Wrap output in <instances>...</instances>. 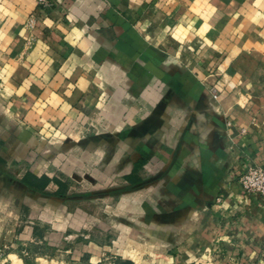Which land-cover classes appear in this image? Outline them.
Returning <instances> with one entry per match:
<instances>
[{"label": "crops", "instance_id": "0c3cea01", "mask_svg": "<svg viewBox=\"0 0 264 264\" xmlns=\"http://www.w3.org/2000/svg\"><path fill=\"white\" fill-rule=\"evenodd\" d=\"M37 1L0 0V264H264V0Z\"/></svg>", "mask_w": 264, "mask_h": 264}, {"label": "built area", "instance_id": "2783aa9c", "mask_svg": "<svg viewBox=\"0 0 264 264\" xmlns=\"http://www.w3.org/2000/svg\"><path fill=\"white\" fill-rule=\"evenodd\" d=\"M38 7L46 12L53 11L55 9L54 0H38ZM36 19L31 17L29 25L33 26ZM213 99H219V92L216 87H211L210 89ZM242 189L247 193H256L261 197H264V166L261 165H251L248 170L239 177L238 180Z\"/></svg>", "mask_w": 264, "mask_h": 264}, {"label": "rangeland", "instance_id": "374dc122", "mask_svg": "<svg viewBox=\"0 0 264 264\" xmlns=\"http://www.w3.org/2000/svg\"><path fill=\"white\" fill-rule=\"evenodd\" d=\"M20 169H22V168H20ZM21 173H22V171H21ZM21 173L19 174V176H21ZM17 176H18V174H17ZM30 247L32 249L31 250V254L33 252H37L38 251V248L36 246H33V247L30 246ZM28 259H30V258H28ZM45 260H48V259H45ZM40 263H43V261H40ZM58 264H79V263L71 261L70 257H68V254H63V255L61 254V263H58ZM80 264H85V262L84 263H80Z\"/></svg>", "mask_w": 264, "mask_h": 264}, {"label": "trees", "instance_id": "16d2710c", "mask_svg": "<svg viewBox=\"0 0 264 264\" xmlns=\"http://www.w3.org/2000/svg\"><path fill=\"white\" fill-rule=\"evenodd\" d=\"M25 182H26L29 186H31L32 188L37 189V190H39V191H44V189H45V187H46V183L44 184V183H42V182H40V181H38V180H36V179H33V177L30 178V179L26 178V179H25ZM63 186H64V185H63Z\"/></svg>", "mask_w": 264, "mask_h": 264}]
</instances>
